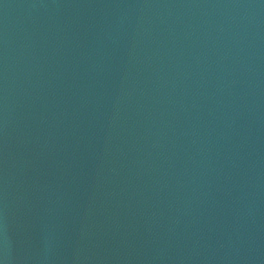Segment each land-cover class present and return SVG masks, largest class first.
I'll list each match as a JSON object with an SVG mask.
<instances>
[{
  "label": "water",
  "instance_id": "water-1",
  "mask_svg": "<svg viewBox=\"0 0 264 264\" xmlns=\"http://www.w3.org/2000/svg\"><path fill=\"white\" fill-rule=\"evenodd\" d=\"M0 264H264V0H0Z\"/></svg>",
  "mask_w": 264,
  "mask_h": 264
}]
</instances>
